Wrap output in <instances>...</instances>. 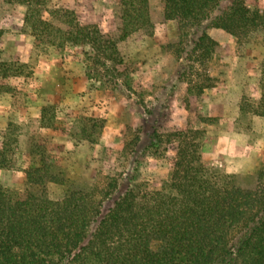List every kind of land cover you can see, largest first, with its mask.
I'll list each match as a JSON object with an SVG mask.
<instances>
[{
  "label": "rangeland",
  "instance_id": "374dc122",
  "mask_svg": "<svg viewBox=\"0 0 264 264\" xmlns=\"http://www.w3.org/2000/svg\"><path fill=\"white\" fill-rule=\"evenodd\" d=\"M243 1L259 19L235 35L211 25L233 0H217L208 19L182 31L164 18L163 0H149L146 24L121 40L117 0H0V186L51 200L77 189L99 198L112 179L115 198L132 182L162 189L176 148L167 134L177 128L203 130L199 153L211 172L249 182L264 167V0ZM63 9L117 39L130 89L89 79L90 48L47 28L71 30ZM201 31L217 45L208 58L193 54V70L180 79ZM155 126L163 143L154 152L145 148ZM34 168L47 175L41 185L26 177Z\"/></svg>",
  "mask_w": 264,
  "mask_h": 264
},
{
  "label": "trees",
  "instance_id": "16d2710c",
  "mask_svg": "<svg viewBox=\"0 0 264 264\" xmlns=\"http://www.w3.org/2000/svg\"><path fill=\"white\" fill-rule=\"evenodd\" d=\"M22 1L31 6L41 0ZM117 1L122 40L146 24L149 0ZM217 6V0H163V15L177 20L182 31L199 26ZM60 15L71 30L52 24L47 28L63 32L72 44L90 48L89 79L102 87H118L122 81L130 89L128 72L119 68L123 62L117 39L94 24H81L71 10L63 9ZM258 19L257 12L249 14L243 0H233L211 25L235 35L238 28L255 26ZM216 45L201 31L179 78L193 70V54L201 51L208 58ZM204 79L210 80L208 75ZM209 86L202 84L198 92ZM161 129L153 128L145 149L155 152L162 145ZM167 136L176 148L162 189L137 190L132 182L115 198L118 182L112 179L99 198L77 189L51 200L44 194H18L0 186V264H264V167L248 177L249 182L238 174H216L201 162L203 130L177 128ZM26 177L41 185L47 175L34 168ZM109 199L112 203L103 212ZM153 240L159 243L157 249L150 247Z\"/></svg>",
  "mask_w": 264,
  "mask_h": 264
}]
</instances>
